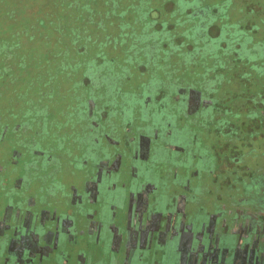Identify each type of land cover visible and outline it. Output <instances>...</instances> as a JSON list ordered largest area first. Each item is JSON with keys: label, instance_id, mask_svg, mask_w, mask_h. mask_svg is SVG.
<instances>
[{"label": "flooded vegetation", "instance_id": "af4514ba", "mask_svg": "<svg viewBox=\"0 0 264 264\" xmlns=\"http://www.w3.org/2000/svg\"><path fill=\"white\" fill-rule=\"evenodd\" d=\"M121 1L101 0L127 27L117 37L91 35L98 48L91 74L102 82L83 77L95 89L81 97L74 130L53 123L46 105L22 118L14 106L0 108V264H264V196L241 199L234 178L215 188L212 180L223 158L239 164L251 149L255 166L234 165L228 171L250 173L251 189L264 183V90L247 96L245 103L252 100L255 108L243 117L245 106L219 98L224 66L210 70L200 83L182 81L178 72L196 64L182 60L190 50L203 52L196 54L197 64L213 62L218 51L245 69L246 58L239 56H259L254 42L264 43L259 36L264 24L253 27L252 20L235 19L231 0H183L184 5L168 0L164 18L148 0ZM94 2L77 0L81 15L93 14ZM132 12L146 18V25H137L140 31L125 17ZM1 15L0 8V20ZM229 23L238 31L225 33ZM201 26L206 29L195 30ZM123 36L127 64L151 72L158 85L147 81L141 90L127 89L122 72L129 74L131 67L105 64L103 42ZM219 36L222 48H214L212 39ZM88 42L77 45L79 50L90 47ZM208 48L212 57L204 53ZM159 65L171 69L166 80L157 76ZM71 145L72 151L77 145L74 162L87 169L86 180L81 189L72 186L69 213L56 214L49 206L59 194V169L69 164L60 161L59 153ZM34 184L37 188L31 189ZM222 189L230 194L223 197ZM150 206L155 214L144 213Z\"/></svg>", "mask_w": 264, "mask_h": 264}, {"label": "rangeland", "instance_id": "374dc122", "mask_svg": "<svg viewBox=\"0 0 264 264\" xmlns=\"http://www.w3.org/2000/svg\"><path fill=\"white\" fill-rule=\"evenodd\" d=\"M166 1L168 0H148V4L153 5L158 10L159 15L164 18L169 16ZM174 1L176 5L184 3L183 0ZM76 2L77 0H74V2L71 0L69 2L67 0H9L4 3L3 0H0L2 12L0 20V85L3 86L0 108L12 109L14 106V111L18 112L19 118H22L28 112L35 113L40 105H46L53 113L50 116L53 123L65 124L71 127L69 128L71 131L74 130L73 125L78 118L77 106L81 97L95 89L91 84L83 81V77L92 75L93 69L90 61L98 52L97 44L90 42L91 35L94 34L95 38L98 36L106 37L109 34L117 37L122 29L127 27V23L120 25L122 21L120 18H116L118 15L101 0H96V2L91 4V9L89 10L93 14L84 13L83 15H81ZM231 2L235 10L234 13H236L235 19L238 17L242 22L252 20L253 23L258 24V27H260V23L264 24L263 0H231ZM126 3H128L127 0L121 1V5H126ZM254 9H256L255 14ZM125 17L127 21H131L132 29L135 32L136 28L140 31L137 25H146L147 23L144 16L139 19L135 17L133 12ZM58 26L64 29L60 33L56 30ZM133 26H136V28H133ZM74 30H79L82 33L78 36L73 32ZM259 36L264 38V32L259 34ZM88 38L90 47L79 50L77 45L86 44ZM20 39L27 44L24 45L25 50L21 46L16 47L15 45L13 46L14 50L4 49L3 46L6 45V42H19ZM123 39L126 38L123 36L122 40H117L116 38L113 42H103L104 47L102 45L103 48H101L106 54L107 62L105 64L118 69H122L123 66L127 65L131 67L129 74H127V71L122 72L123 86L127 87V89L135 88L141 90L147 81H149L150 85H158L159 81L151 77V72L138 71L130 61L127 64L128 41ZM134 59L135 64H138L137 57ZM140 59L142 60L141 57ZM157 69L159 71V75L157 74L158 78L166 80L168 71L164 66L159 65ZM176 69L181 68L177 66ZM224 70V76L219 79V98H225V103L228 105L245 106V110L242 109L240 111V114L243 113L240 116L244 117L246 116L244 111L254 110L255 108L252 100H248V103H245L247 96L251 95L254 97L259 93L260 89L264 90V88H261L264 86V73L255 64L247 70V72L251 73L249 78L242 77L240 75L244 72L242 65L232 59L225 61ZM178 72H181L182 81L190 78V80L200 83L201 79V82L205 80L204 77L209 71L205 72L204 65L195 64ZM93 79L96 84L102 82L98 76H93ZM56 117L59 121H54ZM81 129L77 128L75 132L79 133ZM80 141L77 140L76 143H80ZM259 143L261 141L256 140V144ZM76 146L73 151L71 145L68 151L62 150L59 153L62 156L60 161L63 164L69 161V164L59 169V176H57L61 184L59 194L57 198L55 197L53 205L49 206L56 214V211L65 215L69 213L66 210L71 205V202L73 204L72 197L74 194L72 186L81 189L86 180L87 169L76 166V162H74L75 157L79 153ZM250 150H247L248 159L244 162L239 161L240 163L237 164L235 161H225L227 158H223L224 160L217 164L212 174L214 188L217 185L221 186L223 183H230L234 178L233 187L238 189L241 199L252 197L251 195L254 193H258V197L264 196V183L260 189L258 187H253L252 189L248 187L252 178L251 176V178H248L250 173H246L245 170L239 174L230 173V168L234 165H238L241 169H246L248 164L255 166L253 163V152ZM262 160L264 162V159ZM226 170H230L227 175ZM223 172L225 173L221 175ZM260 176L264 177L263 175ZM103 180L102 176L97 178V187L99 189ZM32 188L36 189V184L32 185ZM223 191H225L222 195L223 197L226 194H230L228 190ZM0 209L3 211L2 207ZM154 212L156 210H153L152 206L144 210V213L155 214ZM227 221L229 224V220ZM149 228L152 229L149 235H153L155 230L152 227ZM254 250L256 251V249ZM141 260L142 257L139 258V262Z\"/></svg>", "mask_w": 264, "mask_h": 264}, {"label": "trees", "instance_id": "16d2710c", "mask_svg": "<svg viewBox=\"0 0 264 264\" xmlns=\"http://www.w3.org/2000/svg\"><path fill=\"white\" fill-rule=\"evenodd\" d=\"M58 7V6H57ZM237 24H235V23H229L228 25H227V29H224V32L225 33H228V32H230V33H233V32H236V31H238L237 30ZM253 27H258V24H256L255 26H253ZM229 28H231V29H229ZM206 29V26H201V27H197L195 30L196 31H202V30H205ZM56 30L60 33V32H62L64 29H63V27H61V26H58L57 28H56ZM74 33H76L77 35H79L80 34V31L79 30H74L73 31ZM198 36H200V37H203V35H201V34H198ZM198 36L197 35H195V38H198ZM221 37L219 36V37H217V38H214V39H212V44L214 43V45H213V47L214 48H222V46H221V41H222V38L220 39ZM206 39H209L208 37L206 38ZM205 39V41H206V44H207V40ZM253 39V38H252ZM250 40H251V38H250ZM260 42H262L261 44H260ZM258 41V42H254V43H256L257 45H256V49L258 50V52H259V56L257 55V56H252L253 54H249V55H246V54H242L241 56H239L240 55V53H238L239 55V57H240V59H242V60H244V62H245V58H246V68L244 69V72L243 73H241L240 75L242 76V77H246V78H249V74H251V73H249V72H247V70L248 69H250L253 65H255L256 64V66H258L259 67V69H261V71H263V73H264V64H263V62H264V60H262V56L264 55V43H263V41ZM201 43V42H200ZM202 43H204V41L202 42ZM16 46V47H18V46H21L22 47V49H24V44H23V42H22V40L20 39L19 40V42H17V41H14V42H6V45H4L3 47H4V49L5 50H10V49H12L13 48V46ZM206 46V45H205ZM205 46H203V47H205ZM174 48V47H173ZM177 48V47H176ZM199 48L197 47L195 50H198ZM215 50V49H214ZM223 50H224V48H223ZM244 50L245 51H248V49H247V46H245L244 47ZM170 52V51H169ZM208 52V53H207ZM198 53H200V54H202L203 55V52H197L196 54H198ZM204 53H207V54H209L210 55V57H212V55H213V53H214V51H212V50H210L209 48H208V50H206V51H204ZM215 53L216 54H218V55H221V53H219L218 51H215ZM185 54H187V55H184L183 57H182V60L183 61H187V60H189V61H194V62H196V64H197V62H198V59H200V58H198L197 57V55L196 54H193V52L190 50V51H188L187 53H185ZM218 55H213V62H206L205 64H204V67H205V72H207V71H215V69H216V66H217V68H218V66L219 67H222V66H224V63H225V59H223V58H221V57H219ZM235 55V54H234ZM169 56H171V55H169ZM215 57V58H214ZM256 58V59H255ZM235 59H236V56H235ZM201 60V59H200ZM199 60V61H200ZM255 62H254V61ZM170 61H171V59H170ZM175 61H171V62H169V64H171L173 67H175V65L173 64ZM209 66V67H208ZM210 68H212V69H210ZM214 68V69H213ZM168 71V75H170L171 74V72H169V71H171V69L170 70H167ZM209 73V72H208ZM208 73H206V75L208 74ZM224 72H222V73H219V76L220 77H222V76H224V74H223ZM169 77V76H168ZM260 93V92H259ZM259 93H258V95H259ZM216 99V101H220L219 100V98L218 97H216L215 98ZM250 128V127H249ZM261 165H263V163L261 164ZM263 167H264V165H263ZM263 170V169H262ZM23 204V203H22Z\"/></svg>", "mask_w": 264, "mask_h": 264}]
</instances>
